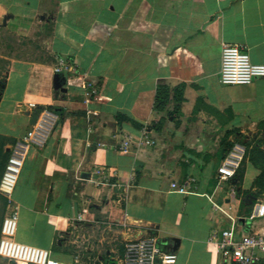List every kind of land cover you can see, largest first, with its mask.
Segmentation results:
<instances>
[{
  "label": "crops",
  "instance_id": "crops-1",
  "mask_svg": "<svg viewBox=\"0 0 264 264\" xmlns=\"http://www.w3.org/2000/svg\"><path fill=\"white\" fill-rule=\"evenodd\" d=\"M224 43L264 64V0H0V183L43 126L0 192V238L17 211L14 239L47 264H123L125 243L149 236L172 264H233L222 231L264 227L250 219L264 202V76L223 84Z\"/></svg>",
  "mask_w": 264,
  "mask_h": 264
},
{
  "label": "built area",
  "instance_id": "built-area-1",
  "mask_svg": "<svg viewBox=\"0 0 264 264\" xmlns=\"http://www.w3.org/2000/svg\"><path fill=\"white\" fill-rule=\"evenodd\" d=\"M67 63L61 61L59 70ZM264 76V64L252 61L249 52L242 45L224 43L222 46L220 80L225 85L250 84ZM35 106V105H32ZM42 125L27 132L26 136L14 145L6 170L0 183V192L10 198L22 172L30 143H40ZM144 142L149 143L148 130L143 131ZM127 142L124 143V147ZM245 146L236 144L218 168L222 179L234 177L245 154ZM184 190L183 187L180 188ZM264 217V202L258 203L250 219ZM19 214L15 211L3 221L0 240V256L14 261L47 264L49 251L24 244L14 239L18 227ZM218 244L223 252L232 258L233 264H256L264 257V227L236 238L232 229L222 231ZM175 253L167 251L156 236L132 240L126 244L123 264H172Z\"/></svg>",
  "mask_w": 264,
  "mask_h": 264
},
{
  "label": "rangeland",
  "instance_id": "rangeland-1",
  "mask_svg": "<svg viewBox=\"0 0 264 264\" xmlns=\"http://www.w3.org/2000/svg\"><path fill=\"white\" fill-rule=\"evenodd\" d=\"M264 184V183H263ZM263 188H264V186H263ZM257 192H258V194H259V198L260 199H262V198H264V195L261 193V190H257ZM261 193V194H260ZM247 207H249V205L247 206ZM0 240H1V238H0ZM130 241H132V240H130ZM129 241H127L126 243H125V247H126V244L128 243ZM2 258H3V256H0V264L2 263ZM3 259H5V258H3ZM7 262H10V263H14V264H25L26 262H20V261H14V260H10V259H8V258H6L5 259Z\"/></svg>",
  "mask_w": 264,
  "mask_h": 264
},
{
  "label": "trees",
  "instance_id": "trees-1",
  "mask_svg": "<svg viewBox=\"0 0 264 264\" xmlns=\"http://www.w3.org/2000/svg\"><path fill=\"white\" fill-rule=\"evenodd\" d=\"M261 181H264V173H262V174L259 176V178L256 180V185H257V184H260ZM262 183H263V182H262Z\"/></svg>",
  "mask_w": 264,
  "mask_h": 264
},
{
  "label": "water",
  "instance_id": "water-1",
  "mask_svg": "<svg viewBox=\"0 0 264 264\" xmlns=\"http://www.w3.org/2000/svg\"><path fill=\"white\" fill-rule=\"evenodd\" d=\"M37 113H38V111L36 110V111H35V115H34L35 117H34V118H36V117H37ZM33 121H34V120H33Z\"/></svg>",
  "mask_w": 264,
  "mask_h": 264
}]
</instances>
